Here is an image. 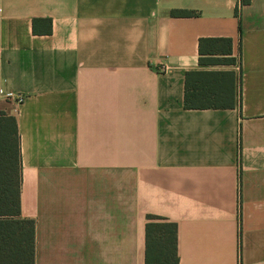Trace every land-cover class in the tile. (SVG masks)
<instances>
[{
	"label": "crops",
	"instance_id": "crops-1",
	"mask_svg": "<svg viewBox=\"0 0 264 264\" xmlns=\"http://www.w3.org/2000/svg\"><path fill=\"white\" fill-rule=\"evenodd\" d=\"M200 38L231 41L232 108L182 107L184 72L235 69ZM2 110L33 264H143L146 215L177 264H264V0H0Z\"/></svg>",
	"mask_w": 264,
	"mask_h": 264
},
{
	"label": "trees",
	"instance_id": "trees-1",
	"mask_svg": "<svg viewBox=\"0 0 264 264\" xmlns=\"http://www.w3.org/2000/svg\"><path fill=\"white\" fill-rule=\"evenodd\" d=\"M170 17H192L193 10L170 9ZM229 38L198 39V64H235ZM235 71L184 72V109H226L238 101ZM20 161L16 123L0 111V264H33L34 225L19 209ZM176 225L153 215L144 223L143 264H177Z\"/></svg>",
	"mask_w": 264,
	"mask_h": 264
},
{
	"label": "rangeland",
	"instance_id": "rangeland-1",
	"mask_svg": "<svg viewBox=\"0 0 264 264\" xmlns=\"http://www.w3.org/2000/svg\"><path fill=\"white\" fill-rule=\"evenodd\" d=\"M234 67H235L234 71H235V73L237 74V73H238V65H237V62H236V64H235ZM2 103H3V102H2ZM4 103H5V101H4ZM4 105H5V104H3V106H4ZM1 112L4 113V114H6L4 110H2Z\"/></svg>",
	"mask_w": 264,
	"mask_h": 264
},
{
	"label": "built area",
	"instance_id": "built-area-1",
	"mask_svg": "<svg viewBox=\"0 0 264 264\" xmlns=\"http://www.w3.org/2000/svg\"><path fill=\"white\" fill-rule=\"evenodd\" d=\"M15 101H16V102H19V101H20V97H17V98L15 99Z\"/></svg>",
	"mask_w": 264,
	"mask_h": 264
}]
</instances>
